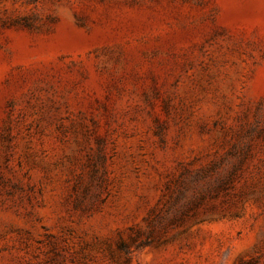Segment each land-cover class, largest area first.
<instances>
[{
  "label": "rangeland",
  "instance_id": "obj_1",
  "mask_svg": "<svg viewBox=\"0 0 264 264\" xmlns=\"http://www.w3.org/2000/svg\"><path fill=\"white\" fill-rule=\"evenodd\" d=\"M0 264H264V0H0Z\"/></svg>",
  "mask_w": 264,
  "mask_h": 264
}]
</instances>
